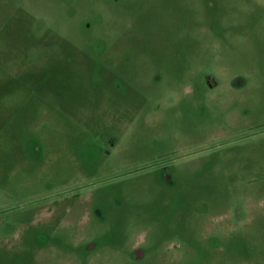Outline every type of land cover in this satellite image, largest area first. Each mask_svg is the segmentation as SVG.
I'll use <instances>...</instances> for the list:
<instances>
[{
	"label": "rangeland",
	"instance_id": "obj_1",
	"mask_svg": "<svg viewBox=\"0 0 264 264\" xmlns=\"http://www.w3.org/2000/svg\"><path fill=\"white\" fill-rule=\"evenodd\" d=\"M0 264H264V0H0Z\"/></svg>",
	"mask_w": 264,
	"mask_h": 264
},
{
	"label": "flooded vegetation",
	"instance_id": "obj_2",
	"mask_svg": "<svg viewBox=\"0 0 264 264\" xmlns=\"http://www.w3.org/2000/svg\"><path fill=\"white\" fill-rule=\"evenodd\" d=\"M164 173V181H166L167 183H170L171 182V176H170V173L169 171H165L163 172ZM72 190H70L71 192ZM85 249L87 250H91V249H94V246L92 244H89V243H85ZM128 257L132 260V261H135V262H139L141 260L144 259L145 257V250L144 248L141 247L140 244L138 243H135L130 251H129V254H128Z\"/></svg>",
	"mask_w": 264,
	"mask_h": 264
}]
</instances>
